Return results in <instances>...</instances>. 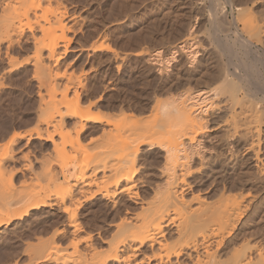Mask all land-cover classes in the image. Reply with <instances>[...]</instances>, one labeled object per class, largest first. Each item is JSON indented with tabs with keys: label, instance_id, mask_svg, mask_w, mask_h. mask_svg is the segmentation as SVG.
<instances>
[{
	"label": "bare ground",
	"instance_id": "6f19581e",
	"mask_svg": "<svg viewBox=\"0 0 264 264\" xmlns=\"http://www.w3.org/2000/svg\"><path fill=\"white\" fill-rule=\"evenodd\" d=\"M3 1L0 40L12 45L14 38H20L26 31H39L38 35L33 34L37 74L44 79L50 99L46 101L42 97L45 106L42 111L46 118L41 123L46 127V132L37 130L36 134L39 140L51 142L57 151L63 145L61 169L65 179L60 182L50 180L45 186L39 183L35 193L22 189L24 192L11 197L2 194L4 197L0 199V207H11L18 196L25 198V202L15 213L11 214L10 210L0 213V229L13 220L25 218L32 210L58 206L59 214L67 218L69 228V231H62V235H71L65 248L62 249L60 244L52 246L57 252L55 262L58 263L264 264L261 252L257 251V257H253L252 252L243 250L239 245L246 212L243 205L250 198L247 207H251L253 200H256L254 195H257L254 191L255 194H252L250 186L255 182L264 183V155L256 149L258 145L254 140L256 137L259 142L264 139L261 125L254 121L258 112L264 109L257 93L248 92V89L247 93L244 92L237 71L232 72L229 64L228 67L221 66L218 71V79L223 85L220 93L216 88L181 94L165 101L158 100L163 110L152 135L160 136L139 133L140 136L137 134L139 137L131 138V141L118 139L112 135L111 128H106L119 127L118 122L111 120L113 116L109 118L102 112H94L92 106L82 108L77 90L73 95H70V88L58 92V80L63 76L49 64L45 65L44 54L47 53L50 61H58L61 42H67L65 20L68 13L63 6L64 0ZM192 30L176 45V51L169 59V70L171 67L177 69L175 54L179 51L191 64L201 57ZM244 30L250 35V46L254 38L262 37L263 31L255 23L246 22ZM92 51L111 55L114 52L105 43ZM161 53L158 49L152 56L160 58ZM129 56L142 58L150 68L160 67L157 70L163 73L161 61L155 62L153 57L149 58L150 54L141 52ZM252 62L245 67L248 66L250 78L256 81L258 76ZM241 64L243 62L237 67ZM117 70L119 75L120 66ZM242 114L245 115L243 118ZM68 118L77 119L70 128L66 126ZM90 124H105L106 127ZM90 128L101 132L104 137L103 146L93 154L82 151L80 147ZM220 128L224 129V136L209 135ZM182 130L187 132L178 135ZM25 135L28 134H17L11 139L1 162L14 159L12 145ZM210 143H217L220 152L213 154L208 146ZM242 143L247 145V151L243 154ZM67 147H70L69 151ZM146 153H157L163 160L158 171L159 178L145 179L140 175L142 156ZM248 164L253 165L256 174H244L245 165ZM142 187L143 195H140ZM247 189L246 195L244 191ZM126 198L135 201L138 208L127 206ZM99 200L109 205L107 203L106 209L100 210L97 222L88 221L84 225L80 219L88 215L85 214L87 205ZM98 221L105 226H98ZM86 226L95 229L91 231ZM85 231L87 236L82 234ZM96 234L103 241L102 245L107 246L106 249L100 250L98 245L95 246L98 243L95 241ZM137 257L141 259L138 261Z\"/></svg>",
	"mask_w": 264,
	"mask_h": 264
},
{
	"label": "rangeland",
	"instance_id": "374dc122",
	"mask_svg": "<svg viewBox=\"0 0 264 264\" xmlns=\"http://www.w3.org/2000/svg\"><path fill=\"white\" fill-rule=\"evenodd\" d=\"M3 2L0 0V16ZM63 6L68 13L65 20L67 42H61L58 61H50L46 57L47 53L43 59L45 65L49 64L63 76L58 80V92L70 88V95H73L77 90L82 108L92 106L94 112H102L109 118L113 116L111 120L119 124L118 128L106 127L105 124L89 126L111 128L112 135L123 140L137 138L141 133L151 136L163 110L162 104L157 101L201 90L211 91L217 88L218 92L221 91L223 85L218 79V71L222 65H230L232 72L237 71L244 92L247 93L248 89V92L257 93L264 109V0H64ZM246 22L255 23L263 31L261 38L253 39L252 46L249 45L250 35L244 30ZM191 29L201 57L191 64L185 54L179 51L175 54L177 69L171 67L169 70V59L176 51V45ZM33 34L38 35L39 31H26L20 38L15 37L12 45L0 40V159L15 135L28 134L12 145L14 159L5 162L0 160V199L6 195H18L23 190L35 193L39 183L45 186L50 180L60 182L65 179V173L61 169L63 145L59 146V153L51 142L39 140L36 134L37 130L46 132V127L41 123L46 118L42 111L45 107L42 97L46 101L50 97L44 79L37 74ZM101 43L109 44L114 50L113 54L94 53L92 49ZM158 49L162 51L160 58L152 56ZM141 52L150 54L149 58L153 57L155 62L160 60L163 73L160 74L157 70L160 67L150 68L142 58L129 56ZM251 60L258 81L250 78L251 73L247 68ZM242 62L245 63L244 66L241 64L238 68L237 65ZM246 65L248 66L245 67ZM248 100L247 98L246 101ZM244 116L242 114V118ZM76 121V118L66 119L67 128ZM254 121L261 125L264 132V110L258 112ZM186 132L182 130L178 135ZM224 132L220 128L209 135L222 137ZM103 140L101 132L90 128L80 147L82 151L93 154L103 146ZM254 140L258 145L256 149L263 156L264 139L259 142L256 137ZM208 146L213 154L221 150L217 143H210ZM69 150L70 147H67V151ZM246 151L247 145L242 143V154ZM141 163L143 169H140V175L143 178L160 177L158 171L163 160L157 153H146L142 156ZM246 172L256 174L251 164L245 165L244 174ZM24 185L27 186L23 187ZM142 188L140 195H143L144 187ZM263 188L264 183H253L250 189L253 195L257 193L254 195L256 200H253V205L249 208L250 198L243 205L246 212L243 215L239 245L243 250L252 252L253 257H257V251L264 255ZM244 194H248V189ZM125 201L130 208H138L135 201L127 198ZM22 202H25V198L18 196L11 207L1 206L0 213L5 210L15 213L23 205ZM107 203L99 200L98 203L87 205L85 214L88 215L86 219H80L82 223L86 225L88 221L97 222L101 211L109 205ZM59 212L58 206L53 209L32 210L25 218L13 220L1 228L0 264H62L55 262L57 252L52 246L60 244L62 249L65 248L71 235H62L69 228L67 218L62 217ZM99 224L98 226L104 225ZM90 227L86 226L88 230L95 229H89ZM87 231L82 234L87 236ZM97 238L99 236L96 234L95 241L98 243L95 246L98 245L100 250L106 249L101 238ZM137 259L139 261L141 257Z\"/></svg>",
	"mask_w": 264,
	"mask_h": 264
}]
</instances>
